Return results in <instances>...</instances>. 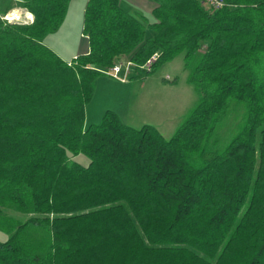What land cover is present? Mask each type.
I'll return each instance as SVG.
<instances>
[{"label": "trees", "instance_id": "trees-1", "mask_svg": "<svg viewBox=\"0 0 264 264\" xmlns=\"http://www.w3.org/2000/svg\"><path fill=\"white\" fill-rule=\"evenodd\" d=\"M70 1L23 0L32 24L0 20V215L30 216L0 264H264V0H149L150 23L88 0L89 51L69 65L43 42ZM157 51L149 73L182 55L199 95L172 137L110 110L86 126L100 70L131 62L143 79ZM231 105L244 111L222 144Z\"/></svg>", "mask_w": 264, "mask_h": 264}, {"label": "rangeland", "instance_id": "rangeland-1", "mask_svg": "<svg viewBox=\"0 0 264 264\" xmlns=\"http://www.w3.org/2000/svg\"><path fill=\"white\" fill-rule=\"evenodd\" d=\"M86 1H72L71 14L73 18L69 16V23H66V28L62 33L52 34L53 36L55 35L52 39V50L69 52L74 45V54L80 55L81 47L84 49L85 45V41L81 36L84 12L82 13L80 10L82 4L86 5ZM13 4V8L8 9V3H0V20L5 14L12 11L20 15L25 12L26 9L22 6V3ZM122 7L133 16L145 18L148 23L154 21L151 15L154 4L149 2V0L139 2L122 0ZM67 59L73 60L71 56ZM188 74V70L184 67L182 55L163 64L153 73L147 74L143 79L130 75L126 81L125 90H122L114 81L111 82L114 79L102 74L96 79L99 89L94 91L89 105V113L92 112L91 110L95 111V109L100 112L101 110H110L116 113L125 125L135 129H139L143 125L153 126L164 139L168 140L199 100L195 86L187 82ZM243 111L242 106H230L219 128L222 144L227 143L234 134ZM101 118H99V122ZM89 119L91 120V118ZM74 160L82 164H86L85 161L88 162L82 156ZM29 217L14 211L4 210L3 214L0 215V241H6L16 227L24 223Z\"/></svg>", "mask_w": 264, "mask_h": 264}, {"label": "built area", "instance_id": "built-area-1", "mask_svg": "<svg viewBox=\"0 0 264 264\" xmlns=\"http://www.w3.org/2000/svg\"><path fill=\"white\" fill-rule=\"evenodd\" d=\"M200 5L207 10L209 13H215L226 6L224 0H198ZM7 24H18V25H30L33 23V15L25 10L23 14H17L15 11L5 14L2 18ZM160 51L155 52L146 62L139 67L146 73L151 71V65L154 64L160 56ZM76 58V57H75ZM74 58V59H75ZM70 65L71 62H68ZM135 66L131 62H119L113 67L100 70V72L106 76L111 77L114 80L120 81L122 83L126 82L130 75L133 73Z\"/></svg>", "mask_w": 264, "mask_h": 264}, {"label": "crops", "instance_id": "crops-1", "mask_svg": "<svg viewBox=\"0 0 264 264\" xmlns=\"http://www.w3.org/2000/svg\"><path fill=\"white\" fill-rule=\"evenodd\" d=\"M22 1L23 0H0V3H2V2H4V3H8L9 4V7H8V9H12L13 8V3H22ZM72 1L73 0H71L70 1V3H69V6H68V9H67V13H66V15H65V18H64V20H63V22H62V24H61V26H60V28L58 29V31L55 33V34H60V33H62V31L66 28V23H69V16L71 17V18H73V16H72V12H71V9H72ZM88 1V0H87ZM87 1H86V3H87ZM134 1H137V2H139V1H142V0H134ZM147 1V0H146ZM85 6L86 5H84V4H82V7H81V10H80V12H84V9H85ZM129 12V11H128ZM69 14V15H68ZM81 36L83 37L82 39L85 41V45H84V49H82V47H81V53H80V55H83V54H87L88 53V51H89V49H88V41H87V38L85 37V36H83L82 34H81ZM53 37H55V35L53 36H48V37H46L45 39H44V45L48 48V49H51L52 50V48H53V45H51L52 44V39H53ZM53 44H55V43H53ZM56 45V44H55ZM52 51H54V50H52ZM74 52H75V48H74V45L71 47V50L69 51V52H66V51H62V50H59V51H54V53L61 59V60H63L64 62H69L70 61V59H67V58H70V56H71V59H74L75 57H77V56H79L78 54H74ZM114 81V83H117L119 86H120V88L122 89V90H125V85H127V83L126 82H124V83H122V82H120V81H117V80H111V82H113ZM108 86V85H107ZM99 87V84H98V82H95V91H97V89H99L98 88ZM92 101V100H91ZM91 103V102H90ZM90 103H88L87 105H86V107H85V125L87 126V125H89V124H95V123H98L99 121V118H101V116H102V114L105 112V111H102L101 110V112L99 111V110H96L95 109V111L94 110H91L92 112L91 113H89V110H90V108H89V105H90ZM91 115V116H90ZM89 118H91V120L89 119ZM158 126V125H157ZM85 163L87 164V162L85 161Z\"/></svg>", "mask_w": 264, "mask_h": 264}]
</instances>
